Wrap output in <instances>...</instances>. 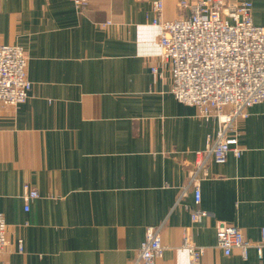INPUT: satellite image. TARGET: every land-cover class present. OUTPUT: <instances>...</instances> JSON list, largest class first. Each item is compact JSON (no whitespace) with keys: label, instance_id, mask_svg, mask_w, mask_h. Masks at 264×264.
I'll use <instances>...</instances> for the list:
<instances>
[{"label":"crops","instance_id":"obj_1","mask_svg":"<svg viewBox=\"0 0 264 264\" xmlns=\"http://www.w3.org/2000/svg\"><path fill=\"white\" fill-rule=\"evenodd\" d=\"M76 1L0 0V45L24 48L32 82L25 103L0 109L2 261L127 264L164 224L156 264H189L186 233L205 248L197 264H264V103L239 122L241 156L210 163L201 203L189 190L177 204L217 124L173 94L154 0ZM253 2L264 25V0ZM163 3V20L185 14L179 0ZM26 184L40 194L28 210ZM197 208L208 216L195 222ZM218 221L251 241L247 258L217 246Z\"/></svg>","mask_w":264,"mask_h":264},{"label":"built area","instance_id":"obj_2","mask_svg":"<svg viewBox=\"0 0 264 264\" xmlns=\"http://www.w3.org/2000/svg\"><path fill=\"white\" fill-rule=\"evenodd\" d=\"M80 7L86 0H77ZM185 13L174 20H163V0H154L153 23L160 27L159 58L170 65L172 92L178 101L195 106L205 123H216L215 137H209L205 150L196 153L188 170L177 204L189 190L198 206L202 199V181L209 176L211 162L224 163L232 152L242 154L239 146V122L249 116L252 106L264 103V25H257L253 16V0H179ZM28 56L19 45H0V109L18 106L31 97L32 82L28 77ZM156 71V69H154ZM39 192L29 184L24 186L26 209L39 198ZM197 222L208 212L197 208L191 213ZM164 224L147 228L144 240L134 259L127 264H156L163 257ZM217 246L225 255L238 249L247 258L251 241L238 227L225 221L216 224ZM19 251H24L22 240ZM7 221L0 211V264L8 245ZM264 247V227L260 245ZM183 248L189 254V264H197L205 253L189 234L183 238Z\"/></svg>","mask_w":264,"mask_h":264}]
</instances>
